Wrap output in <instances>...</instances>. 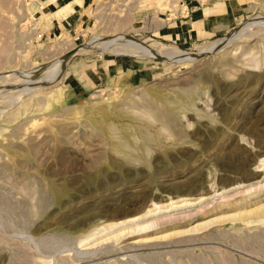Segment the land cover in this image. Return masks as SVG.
<instances>
[{"label":"rangeland","instance_id":"rangeland-1","mask_svg":"<svg viewBox=\"0 0 264 264\" xmlns=\"http://www.w3.org/2000/svg\"><path fill=\"white\" fill-rule=\"evenodd\" d=\"M213 1L75 0L56 26L36 9L68 0H0V264H264V0L195 48L149 31ZM254 17L185 62L112 40L196 53Z\"/></svg>","mask_w":264,"mask_h":264},{"label":"crops","instance_id":"crops-1","mask_svg":"<svg viewBox=\"0 0 264 264\" xmlns=\"http://www.w3.org/2000/svg\"><path fill=\"white\" fill-rule=\"evenodd\" d=\"M57 1L59 0H51V3ZM74 1L68 0L67 3L59 5L55 10H50L48 8L50 3H48L45 7L40 6V9L38 8L36 11L44 14V10H47L52 15H60V12L65 13V10H67V16L52 17L53 24L59 26L69 21L72 11L68 9L69 6H74ZM247 10L248 8L244 7L240 0H234V2L215 0L207 5L195 7L186 17H171L165 12L164 16H158L154 21L153 28H150L149 31L155 39L161 42H169L170 44L185 48H195L197 45L211 38L224 35L234 29L240 23L243 14L247 13ZM109 67L110 65L106 66V69L108 70ZM102 70L99 71L96 68L90 73L87 70L80 69L81 79L75 73H72L71 76L73 77L70 81L75 83L70 85L69 89L77 96L86 93V91L99 84L104 71Z\"/></svg>","mask_w":264,"mask_h":264},{"label":"bare ground","instance_id":"bare-ground-1","mask_svg":"<svg viewBox=\"0 0 264 264\" xmlns=\"http://www.w3.org/2000/svg\"><path fill=\"white\" fill-rule=\"evenodd\" d=\"M257 22H259V20H257V18H252V19H250V20H248V21H246V22H244V23H242L236 30H234L230 35L231 36H233V35H236V36H238L239 35V33H241V32H243V31H245V30H247V28L248 27H250L251 25H253V24H255V23H257ZM238 34V35H237ZM230 37V36H229ZM229 37H226V38H219V39H217V40H215L214 42H212L210 45H208V46H206L205 48H203L201 51L202 52H209V51H213L214 49H216V48H219V47H221L222 46V44L223 43H225V41L226 40H228L229 39ZM100 39V38H99ZM98 39V40H99ZM135 38H131V36H121V37H116V38H114V39H112V40H114L113 42H124L125 43V45H127L128 46V50H127V52L125 51V53H127L128 54V52H132V53H134V52H141V53H144V54H147V55H150V56H158V55H161V56H163V57H166V58H169V59H172V60H176V61H178V62H185V60L187 61V60H190L191 58H193V57H195L196 56V53H183V52H181V50H178V49H176V46L175 47H172V46H162L161 47V49H157V48H154V47H151V45H146V44H144V43H141V42H138V41H135L134 40ZM103 40H107L106 38H104V39H102L101 41L104 43V41ZM111 40V39H110ZM100 41V42H101ZM96 43H98V42H96ZM116 43H114V44H116ZM124 43H122L123 45H124ZM92 43H87V48L89 47L90 48V45H91ZM121 43L120 44H116L119 48H120V45H122ZM94 45V44H93ZM100 45H102L103 46V44H101L100 43ZM104 45H105V43H104ZM125 45H124V48H125ZM98 46V45H97ZM101 46V47H102ZM112 46V47H111ZM109 48L107 47V45H106V47L108 48V50H114L115 48H113L114 47V45H111ZM126 46V47H127ZM94 47V46H93ZM104 47V46H103ZM80 48V47H79ZM85 48V47H84ZM106 48V49H107ZM123 48V47H122ZM112 50V51H113ZM117 50V49H116ZM119 50V49H118ZM121 51L123 50H125V49H120ZM120 51V52H121ZM201 51H199V52H201ZM118 53V52H117ZM73 54V51L72 52H69V53H66V55L64 56V57H62L63 58V60H62V62H60V64L61 65H64L65 63H66V61L67 60H69L70 59V56ZM61 58V59H62ZM59 62H58V64H59ZM59 64V65H60ZM58 65V66H59ZM54 66H56V65H54ZM53 67V66H52ZM44 71V70H43ZM43 73V74H42ZM41 73V75L39 76V77H42V76H44L45 74H47V72L46 73H44V72H42ZM49 73V72H48ZM40 74V73H39ZM38 77V78H39ZM45 78V77H44ZM43 79V78H42ZM45 80V79H44ZM262 205V204H261ZM260 205V206H261Z\"/></svg>","mask_w":264,"mask_h":264},{"label":"water","instance_id":"water-1","mask_svg":"<svg viewBox=\"0 0 264 264\" xmlns=\"http://www.w3.org/2000/svg\"><path fill=\"white\" fill-rule=\"evenodd\" d=\"M232 33V32H231ZM230 33V34H231ZM230 34H228L227 36H225L224 38H226V37H229L230 36ZM133 37V36H132ZM208 53H210V52H196V57H201V56H203V55H205V54H208ZM157 57H159V58H163L161 55H158Z\"/></svg>","mask_w":264,"mask_h":264},{"label":"built area","instance_id":"built-area-1","mask_svg":"<svg viewBox=\"0 0 264 264\" xmlns=\"http://www.w3.org/2000/svg\"><path fill=\"white\" fill-rule=\"evenodd\" d=\"M182 11H183V9L182 10H180V12L182 13Z\"/></svg>","mask_w":264,"mask_h":264}]
</instances>
